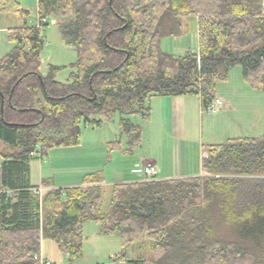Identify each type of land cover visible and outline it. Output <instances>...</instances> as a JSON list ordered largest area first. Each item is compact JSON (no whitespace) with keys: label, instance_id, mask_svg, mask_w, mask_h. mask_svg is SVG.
<instances>
[{"label":"trees","instance_id":"1","mask_svg":"<svg viewBox=\"0 0 264 264\" xmlns=\"http://www.w3.org/2000/svg\"><path fill=\"white\" fill-rule=\"evenodd\" d=\"M64 1L38 0L47 22L36 26L18 0H0L2 13L24 20L9 29L16 46L0 60V264H40L44 239L73 262L88 221L120 237L121 260L149 239L150 264H264V137L207 145L199 176L115 184L107 211L102 173L67 188L48 179L42 193L31 182L33 153L79 145L84 125L118 112L121 132L139 147L143 128L126 115L147 119L151 95L200 96L206 108L237 65L264 92V0ZM59 13L62 38L78 53L67 82L56 79L59 66L40 72L42 29ZM187 15L198 17V51L175 57L161 39L179 35Z\"/></svg>","mask_w":264,"mask_h":264},{"label":"rangeland","instance_id":"2","mask_svg":"<svg viewBox=\"0 0 264 264\" xmlns=\"http://www.w3.org/2000/svg\"><path fill=\"white\" fill-rule=\"evenodd\" d=\"M18 1L23 9L29 11V23L38 26V0ZM66 11L67 17H70L73 12L70 5L67 6ZM57 16H50L48 25L42 29L46 45L41 52L40 72L47 75L51 66H59L61 68L57 72L56 79L67 82L71 73L76 70L72 64L77 61L78 53L74 47L67 45L62 38L59 24L65 16H62L61 13ZM23 23V18L18 14L0 12V60L16 46V42L9 39V29L19 27ZM182 23L183 28L179 35L165 36L161 39L162 50L175 57L182 56L188 51L197 52L199 47L198 17L196 15L183 16ZM216 91L217 97L223 101V106L216 112H208L204 107L202 109L198 106L188 111L189 123L185 135L182 136L181 134L180 139L174 138L173 140L172 135L167 134L164 127L156 126V120L150 123L148 138L145 141L143 151L154 150L160 145L163 148L165 163L168 165L173 161V157H175V161L178 160L183 146V152L189 160V165L194 166L200 162L201 156H204L207 145L224 143L230 138L264 137V92L251 86L244 79L241 66L232 67L227 80H218ZM98 117L102 118V116ZM119 118L120 113L118 112L112 120H104L103 126L100 127L102 129L94 125H84L82 127L81 143L83 141L85 146H90L95 138L113 137L116 134L123 135L124 143L122 144L126 152L129 150L127 153L128 158L126 156L123 166H127L126 169L130 170L129 165L134 160L130 150L136 148L135 151L138 152L139 147H132L129 144L127 137L121 132ZM131 118L136 122L141 121L138 115H133ZM0 145V150H6L2 142H0ZM50 151L48 152L49 155ZM184 154L182 153V155ZM40 157L41 155L37 154L36 159L32 160L33 180L35 182L40 180ZM45 161L48 165L44 168V171L52 173L51 175H54L57 181H62V175L52 164V155L45 158V160L43 159V162ZM132 175L136 179L144 178L136 174ZM111 192L110 188L104 189L101 204L103 211L109 209ZM83 231V253L77 260L70 261L67 254L60 251L58 245L52 239L42 241L41 256L52 264H126L128 261L140 257L146 258L148 261L146 264H150L149 259L153 255V249L149 239L130 246L126 250V257L121 260L122 245L118 235L103 234L100 224L94 221L86 222Z\"/></svg>","mask_w":264,"mask_h":264},{"label":"crops","instance_id":"3","mask_svg":"<svg viewBox=\"0 0 264 264\" xmlns=\"http://www.w3.org/2000/svg\"><path fill=\"white\" fill-rule=\"evenodd\" d=\"M145 105L151 110L147 119H143L138 115L141 118V121L136 122L131 118L133 115H126L135 123L140 124L143 128L142 143L138 148L139 150L137 149L138 152L135 151L136 148L134 150L133 148L130 150L134 156V160H132L131 165H129L131 168L130 170L126 169L127 166H123L124 161H126L125 159L127 153L129 152V150L127 152L125 151L124 145L122 144L124 143V136L116 134L113 137H99V139L95 138L90 146H85L84 142L82 141V143L79 145L55 147V149L51 150L50 155H52V164L62 175V181H57L54 175H51L52 173L49 171L48 173H46L47 171H44V168L48 164L46 161L43 162V159L45 160V158L50 157L49 153L46 155H41L39 152H36L32 160L36 159L35 157H37V154L41 155L39 159L40 180L38 182L33 180V163L31 161L32 184L37 186L36 189L42 193L44 189L47 190L48 188H51L43 187V182L45 180L50 179L54 181L52 188H67L81 185L84 177L89 174L102 173L104 178V181L101 183L103 190L105 188H110L112 190V187L118 183H129L143 180V178L136 179L134 178V175H132L136 174L143 177L141 174L135 171L136 166L139 164H152L157 166L160 170V173L158 174L159 179H175L201 175L202 159L203 157L207 156L206 151L204 152V156H201L202 158L200 159V162L194 166L189 165V160L183 152V146L180 150L181 153L180 157H178V160L175 161V157H173V161L168 165L165 163L163 148L160 145L154 150L150 149L147 152L143 151L145 141L148 138L149 124L154 120L157 122V127H164L166 133L172 135L173 140L174 138L180 139L181 134L184 136L187 129V124L189 123L188 111L196 106L203 109L200 96L151 95L146 99ZM123 116L125 115L120 114L119 124L120 119ZM103 124L97 126V128L102 127ZM168 131L170 132L168 133ZM113 141H119V144L113 145L114 150L110 151L111 143ZM174 147L172 148L173 150ZM182 153L184 155H182ZM40 189L42 190L40 191Z\"/></svg>","mask_w":264,"mask_h":264},{"label":"built area","instance_id":"4","mask_svg":"<svg viewBox=\"0 0 264 264\" xmlns=\"http://www.w3.org/2000/svg\"><path fill=\"white\" fill-rule=\"evenodd\" d=\"M42 22H47V19L44 18L42 21L39 20V25H41ZM222 106H223V101L217 97L208 107L205 108V110L208 112H216ZM34 155L35 153H33V156ZM135 171L144 177L143 180L157 179L158 174L160 173L159 168L152 164H139L136 166ZM41 190L42 189H40V191ZM36 258L39 259L40 264H52L49 260H45L44 257H42L41 255L36 256Z\"/></svg>","mask_w":264,"mask_h":264}]
</instances>
